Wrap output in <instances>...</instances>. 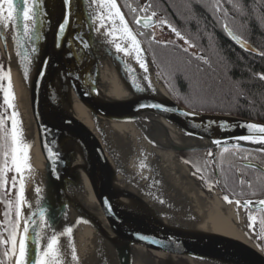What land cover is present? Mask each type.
<instances>
[{"label": "water", "instance_id": "95a60500", "mask_svg": "<svg viewBox=\"0 0 264 264\" xmlns=\"http://www.w3.org/2000/svg\"><path fill=\"white\" fill-rule=\"evenodd\" d=\"M16 2L20 4V0ZM41 3L42 15L32 40L22 38L19 18L15 26L9 22L7 28H0V50L7 64L9 81L8 42L14 50L13 63L41 152L38 171L34 170L33 183L26 193L31 207L26 205L25 215L36 212L34 219L39 222V208L46 209L45 215L52 229H44L45 236L51 235L52 230L64 232L68 227L73 231L78 222L87 220L95 231L96 240L94 237L82 264H132L133 247L164 254L171 260L177 258L176 264H189L188 259L203 264H264V253L253 243L208 231L189 220L180 223L173 216L153 210L151 201H144L135 180L129 177L126 158L114 139H109L108 128L99 121H126L141 113L191 143L171 146L154 141L141 124L136 123L140 136L150 146L174 154L199 150L215 153L221 148H234L232 145L257 151L259 147L247 144L251 141L237 138L251 134L244 125H264V122L184 108L170 97L153 67L161 91L147 89L140 76L135 81L137 76L131 65L125 59V62L120 61L119 56L121 58L122 55L107 39H112L111 36L101 34L100 40L94 41L95 31L86 20L89 12L99 9L92 5L89 7L87 3L84 7L81 0H72L71 20L63 32H58L66 11L63 0H41ZM116 3L152 66L139 39L140 32L134 31L117 0ZM143 18H137L140 23L137 19L135 21L142 29L155 25L151 18L145 27ZM103 32L104 29L101 30ZM226 33L244 52L259 54L252 44L228 28ZM77 34L88 42V48H84L78 38L73 39ZM99 51L105 53L102 58L108 59L122 87L103 88L94 84L96 54ZM70 149L71 158L68 155ZM72 160L76 163L75 168L70 164ZM247 165L264 172V168L257 164ZM78 174L96 213L72 194L78 186ZM199 185L197 183L196 187L202 191ZM36 188L41 191L37 193ZM239 205L244 207V201ZM259 207L253 204L248 208ZM67 235L65 232L60 240ZM44 242L41 241L42 244ZM171 260L166 261L167 264Z\"/></svg>", "mask_w": 264, "mask_h": 264}, {"label": "bare ground", "instance_id": "6f19581e", "mask_svg": "<svg viewBox=\"0 0 264 264\" xmlns=\"http://www.w3.org/2000/svg\"><path fill=\"white\" fill-rule=\"evenodd\" d=\"M86 3L89 5L90 0H81V4L84 7H86ZM92 6L97 9L95 4ZM20 7H23L22 0H20ZM117 22L119 24V20H117ZM1 26L5 29L3 25H0V28ZM100 35L101 32L98 33L95 31L93 35L95 42L100 40ZM111 37L112 39L109 37H107V39L109 41H112L114 38L120 40V33L117 32ZM127 46L128 44L125 42V47ZM139 47L141 48L140 45ZM104 54L103 51H99L96 54L94 84L97 87L103 88L122 87L119 80L114 75L108 59L102 58ZM120 54L122 55L121 58L119 56L120 61L123 62V59H125L129 66L131 65L133 68V72L137 76L135 81H137L138 76H140V78H142L141 83H143L147 89L161 91L159 89L158 80L152 71V66L143 51L140 55V62L145 64L147 71L140 67V62H137L134 51L132 55H125L123 52H120ZM14 57L13 47L8 42L7 58L10 62L9 87L13 94L12 102L14 105V108L8 107V109L11 114L13 110L18 113L17 119L20 122L19 127L22 131V139L29 145L27 149L28 167L23 173L24 178L22 181L21 174L17 173L20 187L21 185L23 186L26 197V193L33 183L35 171H38V162L41 161V152L37 143L28 105L13 63ZM89 119L92 121V117H89ZM136 123L141 124L147 135L154 141L166 143L171 146L189 145L191 143L174 135L154 119H150L141 113L137 117L126 121L106 120L102 123L99 121V124L106 125L109 139H114V143L120 148L122 156L126 158L125 162L128 165L126 171H129V177L132 176L135 180V185L140 195L144 198V201L150 200V207L153 210H159V212L168 217L173 216L174 219L177 218L180 220V223L189 220L208 231L239 237L250 242L235 225L241 221L236 215V209L240 208V206L234 203L230 204L225 208L226 213H224L218 206L217 198L213 201L209 200L207 195L193 184L185 164L180 161L173 152L150 146L140 136ZM247 144L259 148L264 147L251 142H247ZM72 145L71 143V146ZM68 155L70 158L72 157L71 149ZM70 164L73 165L74 168L76 167L75 161L73 162L72 160ZM77 178L78 186L72 191L73 196L87 209L96 213L94 204L86 195L79 174ZM133 179L131 178V181L134 182ZM26 210L27 206L25 205L22 208L24 215L26 214ZM95 235L93 227L87 220L78 222L73 231L60 240L63 252L61 258L62 264H82L88 254L91 243H94ZM73 248L77 256L76 260H72L71 253ZM171 259L164 254L150 251L142 247L132 248V264H159V262L165 263ZM188 263L203 264L202 262L192 259H188Z\"/></svg>", "mask_w": 264, "mask_h": 264}, {"label": "trees", "instance_id": "16d2710c", "mask_svg": "<svg viewBox=\"0 0 264 264\" xmlns=\"http://www.w3.org/2000/svg\"><path fill=\"white\" fill-rule=\"evenodd\" d=\"M119 1L124 3L125 0ZM219 2L226 6L235 3L240 6L239 23L235 25L232 19H224L223 23L239 38L252 44L259 51L258 55L246 53L238 47L226 36L219 21L199 14L194 28L188 29L186 25L179 28L182 37L193 45L192 51L153 40L143 42L144 46L165 90L182 107L264 122V80L260 79L264 75V55L261 54L264 53V0ZM0 61L7 67L1 55ZM4 73L2 70L0 82L4 80ZM5 88L3 84L0 92V117H8L4 103ZM4 125L10 128L8 119L4 120ZM208 152H182L179 157L196 172L203 174V161H206ZM211 165L212 168L216 167L213 163ZM198 168L200 171H197ZM210 179L214 180V177L211 175ZM15 190H18L17 186ZM221 191L222 196L228 199L239 198L235 188H224Z\"/></svg>", "mask_w": 264, "mask_h": 264}, {"label": "snow or ice", "instance_id": "6c2138e0", "mask_svg": "<svg viewBox=\"0 0 264 264\" xmlns=\"http://www.w3.org/2000/svg\"><path fill=\"white\" fill-rule=\"evenodd\" d=\"M65 5V15L63 21L58 26V32H63L66 25L70 22L73 15L71 10L72 0H63ZM23 7L16 0H0V25L5 28L8 27L9 22L12 25H16L17 19L19 18L20 24L22 26V38L32 40L33 36L37 32V25L40 22L39 17L42 15V3L41 0H22ZM95 4L99 11L89 12L87 15L86 22H90L93 30L100 33L101 29L104 32L101 33L104 36H114L115 33H120V40L113 39L110 43L115 47L116 52H123L125 55H132L133 51L136 54L137 62H140V55L142 49L139 47V41L136 36L127 26L124 16L120 12L116 0H90L89 7ZM216 10L221 9L219 0H216ZM147 11L148 9H142ZM156 15L155 12L152 14ZM227 15V11H225ZM144 23L147 27L148 22L151 17H145ZM117 20H119V25H117ZM107 21L108 23H105ZM137 23L140 20L137 19ZM160 23H166L165 21H160ZM172 31L176 32L173 28ZM176 35L181 39H184L179 32ZM79 39V42L84 48H88L89 44L87 41L79 37L78 34L73 39ZM123 41V42H121ZM125 42L128 44L125 47ZM186 44L193 46L189 41L185 40ZM59 46V45H58ZM35 51V49H33ZM264 55V53H261ZM71 55V54H70ZM27 59V57H25ZM140 67L147 71L144 63L140 62ZM261 80H264V75L260 76ZM13 94L9 88L4 89V103L8 105L9 108H14L13 105ZM143 107V106H142ZM154 107L159 108V105H154ZM195 114V113H193ZM18 113L13 110L10 117H0V150H2V155L4 157L3 165L0 166V187H4L8 184L7 172L14 171L15 173L21 174V181L23 180V173L28 167L27 160V149L29 145L25 143L22 139V131L19 127V121L17 119ZM11 120V127L4 125V120ZM247 128L250 135H243L238 137V140L251 141L254 144H259L264 146V125H258L255 123H248L244 125ZM214 143L219 144V141H214ZM232 147L237 148L240 151L243 149L239 148L238 145H232ZM227 147L224 148V152H228ZM257 151L264 152V147L257 149ZM209 157L215 158V154L211 151L207 154ZM247 159V156L243 157ZM197 171H200L198 168ZM17 177L15 175L11 178V188L7 190L5 195L11 192V189L16 188ZM35 191L39 193L41 190L36 188ZM229 203L232 201L228 200V197H224ZM7 209L4 212V222L2 225V231H0V247H4L3 256L5 258L15 259V264H62L63 252L61 249L60 237L65 235V232L70 234L72 229L68 227L64 232L57 233L52 230L51 235H44V229H52V224L50 220L46 218V209L43 207L39 208V222H37L34 217L37 215L33 212L30 215H24L22 208L25 205L31 207L27 201L23 186L16 193L14 200H7ZM237 204L240 203L239 200L236 201ZM260 205H264V199L258 202ZM253 205L252 201H245L244 207H249ZM14 212V216H13ZM253 219V217H250ZM261 226L264 227V221H261ZM249 227H253L251 224ZM45 242L42 244L41 241ZM30 245H34L31 247ZM72 260H76V252L73 248Z\"/></svg>", "mask_w": 264, "mask_h": 264}, {"label": "flooded vegetation", "instance_id": "af4514ba", "mask_svg": "<svg viewBox=\"0 0 264 264\" xmlns=\"http://www.w3.org/2000/svg\"><path fill=\"white\" fill-rule=\"evenodd\" d=\"M214 1L216 2V0H125L122 5L132 27L136 32H140L139 37L141 41L153 40L155 42H162L157 40L155 34L157 33L161 38H168L170 40L163 41V43L182 47L179 43H185L187 39H181L176 35V32L180 33L179 28L185 25L188 26V29L194 28L198 14L205 16V18L219 21L218 23L226 36H228L226 33V28L228 27L223 23V20L232 19L235 25L239 23L240 6L237 3L226 6L219 2L221 9L217 11ZM145 8L148 10L143 11L142 9ZM225 11H227V15H225ZM153 12L156 13L155 16L152 15ZM138 17H151L155 20V25L142 29L135 24ZM160 21H165L166 23H160ZM173 28L176 29V32L172 31ZM228 29L232 31L230 28ZM186 46L183 48L192 51L189 44H186ZM228 149V152H224V148L218 149L214 153L215 158L213 161L209 156L206 157V161L203 157L204 173L197 172L200 178L199 184L202 187L206 186L211 189L214 187L220 190L224 188L230 190L231 187L235 188L239 198L228 200L233 201V203L237 200L240 202L252 201L254 205H260L258 202L264 199V172L247 165V163H254L264 168V152L247 149L240 151L237 148ZM245 156H247V159L243 158ZM211 163L215 164L216 167L212 168ZM211 175L214 177V180L210 179ZM233 179L235 180L234 183L232 182ZM232 184L234 186H231ZM240 208L245 210L249 219L253 217L251 220L256 225L254 228L256 238L254 239L259 249H262L264 253V227L261 226V221H264V205H260L259 208L252 210L243 206H240ZM5 261L3 251L1 252L0 247V264H7Z\"/></svg>", "mask_w": 264, "mask_h": 264}, {"label": "rangeland", "instance_id": "374dc122", "mask_svg": "<svg viewBox=\"0 0 264 264\" xmlns=\"http://www.w3.org/2000/svg\"><path fill=\"white\" fill-rule=\"evenodd\" d=\"M118 1V3L120 4V6H121V8H122V10H123V12H124V14L126 15V13H125V10H124V6L122 5V3L119 1V0H117ZM126 17H127V15H126ZM127 19H128V17H127ZM128 22L130 23V21H129V19H128ZM130 25H131V23H130ZM132 26V25H131ZM133 28V27H132ZM134 29V28H133ZM135 31V30H134ZM136 32V31H135ZM156 34V38H157V40L158 41H170L168 38H161L157 33H155ZM139 39H140V37H139ZM141 40V39H140ZM142 42V44L144 45V43H143V41H141ZM180 45H182V47H187L186 46V44L185 43H183V42H180L179 43ZM145 47V46H144ZM146 49V48H145ZM147 51V50H146ZM0 53H1V50H0ZM147 53H148V51H147ZM1 55V58H3V56H2V54H0ZM148 55H149V53H148ZM149 58H150V60H151V63H152V67L154 68V70H155V73H156V69H155V66H154V63H153V60H152V58L149 56ZM4 59V58H3ZM5 71V73H4V80H2V82H0V92H1V87L3 86V84L4 85H6V88H8V85H9V76H8V69H7V67L6 66H4L2 63H1V61H0V79H1V71ZM158 74V73H157ZM159 75V74H158ZM5 108H6V112H7V114H8V117H10L11 116V113H10V111H9V109H8V106L5 104ZM8 121L10 122V127H11V120L10 119H8ZM1 155H2V153H1ZM1 155H0V166H2L3 165V161H4V157H3V155H2V158H1ZM175 156L180 160V161H182L184 164H185V166H186V169H187V172H188V174H189V176H190V178H191V180H192V182H193V184L196 186V184L199 182V180H200V178L198 177V175H197V172L196 171H194V169H192V167H190L183 159H181V157H179V154H175ZM2 159V160H1ZM14 171H11V172H7V180H8V184L6 185V186H4V187H0V194H2V196L0 197V231H2V225H3V222H4V212H5V210L7 209V200L8 199H12V200H14L15 199V197H16V193H17V191L20 189V184H19V178L17 177V175H16V173L14 172V175L17 177V191L15 190L16 188H14V189H11V192L10 193H8V195H5V193L7 192V190L9 189V188H11V178H12V173H13ZM196 178H197V180H196ZM205 187V188H204ZM204 187H201V189H202V192L205 194V195H207V198L209 199V200H216L215 198H217V201H218V206L222 209V211L224 212V213H226V209L225 208H227V206H229L230 204H233V201L231 202V203H229L228 201H225V200H223L224 198L223 197H221V196H218L217 195V193H218V191H217V189H215V187L214 188H208V187H206V186H204ZM204 188V189H203ZM13 214H14V212H13ZM236 215H237V217H238V219L240 220L241 219V221L240 222H238L237 224H235L236 225V228L251 242V243H253L257 248H259L258 246H257V244H256V240L254 239V238H256L255 237V223L251 220V219H249L248 217H247V214H246V212H245V210L244 209H242V208H237L236 209ZM14 216V215H13ZM252 225L253 227H249V225ZM261 251H262V249H260ZM2 251H4V247H1V252ZM5 262L7 263V264H13L14 263V258H11V259H8V258H5ZM178 259L177 258H175V259H173V260H171V262L170 263H168V264H176L178 261H177ZM159 264H161L160 262H159ZM163 264H167V262L166 263H163ZM180 264H182V263H180ZM185 264V263H184Z\"/></svg>", "mask_w": 264, "mask_h": 264}]
</instances>
